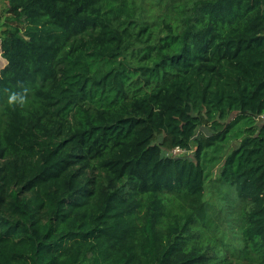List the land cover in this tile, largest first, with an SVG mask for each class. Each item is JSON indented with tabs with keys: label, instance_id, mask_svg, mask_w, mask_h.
Here are the masks:
<instances>
[{
	"label": "trees",
	"instance_id": "16d2710c",
	"mask_svg": "<svg viewBox=\"0 0 264 264\" xmlns=\"http://www.w3.org/2000/svg\"><path fill=\"white\" fill-rule=\"evenodd\" d=\"M153 1L6 0L0 264H264V0Z\"/></svg>",
	"mask_w": 264,
	"mask_h": 264
},
{
	"label": "rangeland",
	"instance_id": "374dc122",
	"mask_svg": "<svg viewBox=\"0 0 264 264\" xmlns=\"http://www.w3.org/2000/svg\"><path fill=\"white\" fill-rule=\"evenodd\" d=\"M144 6L148 9L149 7H153L156 3L153 0H146V3H143ZM7 6L6 0H0V31H2L5 27V20H6V10L5 7ZM163 9H165L164 5L162 7H155L153 9L154 12H159L160 10L163 11ZM6 64V60L2 57L1 55V48H0V69L3 68ZM263 119V116H258L257 117V122L260 123V121ZM212 132V130L209 128L208 125L205 124H200L197 128V133L198 134H210ZM240 143V140L237 139H232L231 142L228 144L227 147V152H230L232 149H234L235 147H237ZM193 147H195V143H193ZM185 157L188 158H192L193 154H192V150L191 152L187 153L186 155H184ZM221 168V163L218 164L212 173V178H215ZM220 190L217 187L215 182H210V189L208 191V197H211L210 201L211 202H216L217 201V197L220 194Z\"/></svg>",
	"mask_w": 264,
	"mask_h": 264
},
{
	"label": "built area",
	"instance_id": "2783aa9c",
	"mask_svg": "<svg viewBox=\"0 0 264 264\" xmlns=\"http://www.w3.org/2000/svg\"><path fill=\"white\" fill-rule=\"evenodd\" d=\"M178 151H179V148H176V149H175V152H178Z\"/></svg>",
	"mask_w": 264,
	"mask_h": 264
}]
</instances>
